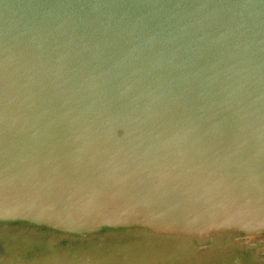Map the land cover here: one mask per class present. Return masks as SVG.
<instances>
[{"label":"water","instance_id":"1","mask_svg":"<svg viewBox=\"0 0 264 264\" xmlns=\"http://www.w3.org/2000/svg\"><path fill=\"white\" fill-rule=\"evenodd\" d=\"M0 264H264V0H0Z\"/></svg>","mask_w":264,"mask_h":264}]
</instances>
